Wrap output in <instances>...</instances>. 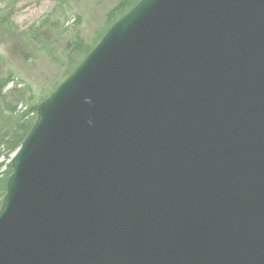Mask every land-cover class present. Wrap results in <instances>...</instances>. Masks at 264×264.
<instances>
[{
	"label": "water",
	"instance_id": "water-1",
	"mask_svg": "<svg viewBox=\"0 0 264 264\" xmlns=\"http://www.w3.org/2000/svg\"><path fill=\"white\" fill-rule=\"evenodd\" d=\"M11 166L0 264H264V0H140Z\"/></svg>",
	"mask_w": 264,
	"mask_h": 264
},
{
	"label": "rangeland",
	"instance_id": "rangeland-1",
	"mask_svg": "<svg viewBox=\"0 0 264 264\" xmlns=\"http://www.w3.org/2000/svg\"><path fill=\"white\" fill-rule=\"evenodd\" d=\"M121 1L0 0V77L13 79L5 91L14 119L33 117L34 108L67 78V44L77 38L87 47L96 43L107 14Z\"/></svg>",
	"mask_w": 264,
	"mask_h": 264
},
{
	"label": "trees",
	"instance_id": "trees-1",
	"mask_svg": "<svg viewBox=\"0 0 264 264\" xmlns=\"http://www.w3.org/2000/svg\"><path fill=\"white\" fill-rule=\"evenodd\" d=\"M139 1L140 0H122L112 11H110L107 14V28L101 34L100 38L117 19H119L131 8H133ZM96 43H94L92 46L87 47L83 44L82 40L77 38L75 41H71L67 44V76L77 68V66L92 50ZM12 82L13 79H11L10 77H0V122L4 118V113H8V118H4L6 122L5 127L0 124V208L2 206L3 198L6 193L8 178L12 173V166L10 162L11 156L18 149L21 142L29 133L36 120V108H34V115L31 119H27L25 115H23L22 118H18V115H15L17 119H14L15 117L13 116V114H15V107L9 100V95H7L5 91V89ZM11 115L13 116L14 121L9 120V116Z\"/></svg>",
	"mask_w": 264,
	"mask_h": 264
}]
</instances>
